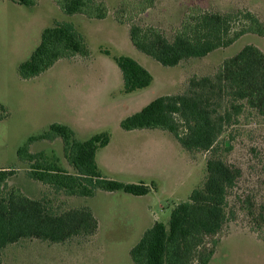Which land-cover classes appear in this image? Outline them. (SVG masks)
Wrapping results in <instances>:
<instances>
[{"label":"rangeland","instance_id":"rangeland-1","mask_svg":"<svg viewBox=\"0 0 264 264\" xmlns=\"http://www.w3.org/2000/svg\"><path fill=\"white\" fill-rule=\"evenodd\" d=\"M97 1L105 2L108 8L103 20L65 15L56 0H38L34 7L0 0V106L10 114L0 121V168L15 169L7 186L17 187L29 198L43 202L53 214L87 206L99 222L94 235L73 237L63 243L21 239L1 250V264H134L129 250L150 222L145 213L146 199L138 200L122 191H103L87 198L67 196L28 177L30 164L17 159V149L52 123L71 128L78 142L108 133L112 148L105 151V177L124 184H137L145 178L150 182L155 177L152 180L161 192L164 207L173 208L175 203L187 201L192 190L202 186L208 159L218 157L238 168L240 177L226 198L227 221L209 264H264V222L257 218L259 206L264 205L263 116L246 108L223 127L208 152L183 150L167 131L126 132L119 127L122 119L149 101L186 93L192 78L213 77L222 62L244 46L254 45L264 52V38L246 34L231 46L203 58L163 67L138 52L130 43L128 25L115 20L114 13L122 0ZM191 7L223 13L249 10L264 23V0H156L153 8L135 15L133 22L156 27L171 40ZM65 21L74 25L90 55L60 60L37 78L21 80L17 67L39 44L41 32ZM121 56L134 59L148 70L153 77L148 88L131 94L123 92L117 65ZM118 146H127L129 152L116 153L120 151ZM29 152L41 153L45 162L75 173L64 157L60 139L35 141ZM150 205L158 211L156 203ZM171 208L160 222L167 224ZM254 228L259 232L255 233Z\"/></svg>","mask_w":264,"mask_h":264},{"label":"trees","instance_id":"trees-1","mask_svg":"<svg viewBox=\"0 0 264 264\" xmlns=\"http://www.w3.org/2000/svg\"><path fill=\"white\" fill-rule=\"evenodd\" d=\"M156 0H122L114 18L126 23L131 45L163 67H175L191 58H203L215 50L227 48L246 34L264 38V23L249 10L232 13L188 8L180 26L169 40L158 28L140 26L133 17L154 7ZM34 7L38 0H15ZM65 15H82L103 20L108 8L97 0H56ZM90 51L71 23H54L41 32L40 42L29 58L17 67L21 80L38 77L57 61L74 56L86 58ZM118 68L123 92L130 94L147 88L151 74L134 59L121 56ZM246 108L264 117V52L254 45L244 46L225 59L213 77L192 78L188 91L153 99L139 111L122 119L123 131L159 129L170 133L187 152H208L223 127ZM222 110V112H221ZM0 106V121L9 117ZM60 139L63 154L74 174L47 163L42 154H31L35 141ZM108 133L94 135L84 142L74 139L66 125L52 123L37 136L29 137L17 149V159L30 164L28 177L64 192L67 196L92 197L97 190L122 191L144 196L149 187L143 182L124 184L106 178L95 162L97 149L108 145ZM15 169L0 168V255L1 250L21 239L34 238L63 243L73 237L94 235L98 221L87 206L69 209L62 214L49 212L43 202L31 199L7 181ZM240 177V170L218 157L206 161V178L192 190L185 202L172 209L167 225L155 222L129 250L134 264H208L214 255L218 236L227 221L226 198ZM253 216V212H249ZM257 218L264 222V205ZM255 233L259 229L254 228ZM1 264V261H0Z\"/></svg>","mask_w":264,"mask_h":264},{"label":"crops","instance_id":"crops-1","mask_svg":"<svg viewBox=\"0 0 264 264\" xmlns=\"http://www.w3.org/2000/svg\"><path fill=\"white\" fill-rule=\"evenodd\" d=\"M56 12V11H55ZM46 22H47V20H46ZM65 23H67L66 21H65ZM48 24V23H47ZM37 47V46H36ZM64 59H62L61 61H63ZM60 61V60H59ZM59 61H57L58 63H60ZM55 63L53 66H55V65H57L58 63ZM141 65V64H140ZM52 66V67H53ZM51 67V68H52ZM51 68H49L48 70H50ZM47 70V71H48ZM147 70V69H146ZM148 71V70H147ZM46 72V71H45ZM44 72V73H45ZM43 74V73H42ZM41 74V75H42ZM40 76V75H39ZM37 78V77H36ZM153 78V77H152ZM152 82H153V79H152ZM152 82H151V84H152ZM150 84V85H151ZM149 85V86H150ZM148 86V87H149ZM147 87V88H148ZM146 89V88H145ZM142 90H144V89H142ZM139 91V90H138ZM136 92V91H135ZM134 93V92H133ZM131 94V93H130ZM149 102H151V101H149ZM148 102V103H149ZM111 144H112V139H111V137H110V139H109V143H108V145L107 146H105V147H103V148H99V149H97V151H96V153H95V162H96V165H97V167H98V169H99V171L101 172V174L103 175V176H105L104 174H103V172H104V169H103V164H105V151H107L109 148H112L111 147ZM118 147H120L119 149H120V151H116V153H118V154H127L129 151H128V147L127 146H118ZM181 151H183V150H180V152ZM141 152H138V154H140ZM184 152H181V155L183 154ZM105 173V172H104ZM152 179L154 178L155 179V177H151ZM162 178L164 179V180H166L167 179V175L165 174V173H163V175H162ZM152 179H149V180H151L150 182H148V180H146V178H145V181H141V182H143L146 186H148L149 187V192L146 194V195H144V196H139V197H137V196H135V197H137V199L138 200H144V199H146L147 200V203H146V208H145V213L148 215V216H146L147 218H148V220L150 219V222L146 225V228L142 231V233L141 234H143L147 229H149L155 222H160V218L161 217H165L167 214H168V212H169V209L171 208H169V207H164L165 205H164V203H163V201H164V199L161 197V192H160V190H159V188L157 187V185L155 184V181L154 180H152ZM8 182V181H7ZM140 183V182H139ZM138 184V183H137ZM101 192H103V191H101V190H97V191H95V193H94V195L93 196H96V195H98L99 193H101ZM103 195V194H102ZM130 195V194H129ZM171 196H175V194H173V193H171L170 194ZM133 196V195H132ZM162 196H165L164 194L162 195ZM169 196V195H168ZM156 203V205L155 206H157V208H158V211L157 212H155V211H153L151 208H152V206L150 205V204H155ZM178 203H175V205H177ZM175 205H173V208H174V206ZM173 208H171V211H172V209ZM171 213V212H170ZM170 213H169V217H170ZM93 215H94V217L96 218V216H95V214L93 213ZM97 219V218H96ZM97 221H98V219H97ZM168 221H169V219H168ZM162 223V222H161ZM168 223V222H167ZM163 224H165V223H163ZM165 225H167V224H165ZM98 226H99V222H98ZM98 230V229H97ZM244 232H246V231H244ZM248 233V232H247ZM250 234V233H249ZM252 235V234H251ZM142 236V235H141ZM141 238V237H140ZM139 238V239H140ZM219 243V242H218ZM218 243H217V245H218ZM215 254V253H214ZM213 257H214V255H213ZM213 257L211 258V260L213 259ZM211 260H210V262H211ZM209 262V263H210ZM208 263V264H209Z\"/></svg>","mask_w":264,"mask_h":264}]
</instances>
